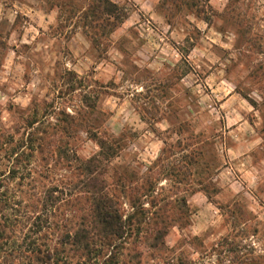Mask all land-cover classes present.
Returning <instances> with one entry per match:
<instances>
[{
    "label": "rangeland",
    "instance_id": "374dc122",
    "mask_svg": "<svg viewBox=\"0 0 264 264\" xmlns=\"http://www.w3.org/2000/svg\"><path fill=\"white\" fill-rule=\"evenodd\" d=\"M108 1L0 0V264H264V0Z\"/></svg>",
    "mask_w": 264,
    "mask_h": 264
},
{
    "label": "trees",
    "instance_id": "16d2710c",
    "mask_svg": "<svg viewBox=\"0 0 264 264\" xmlns=\"http://www.w3.org/2000/svg\"><path fill=\"white\" fill-rule=\"evenodd\" d=\"M97 4L94 6L93 9V14H103V15H107V16H114V17H119V15L121 14V10H119L117 8V6L115 4H112L111 2H109L108 0H97L96 2ZM122 18V16L120 17ZM119 18V19H120ZM100 147L103 146L101 144V142L99 143ZM107 207L109 208V206H107V202L103 201L102 198L98 200V211L97 212V224H103V225H108L109 221L108 219L112 218L111 213L107 212ZM103 232L105 231L106 233H108L107 235H118V231L121 230V228H102Z\"/></svg>",
    "mask_w": 264,
    "mask_h": 264
}]
</instances>
